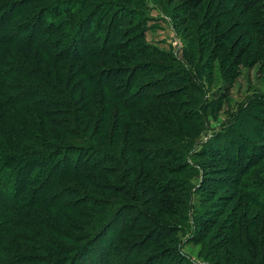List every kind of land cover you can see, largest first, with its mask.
Here are the masks:
<instances>
[{"label":"trees","instance_id":"1","mask_svg":"<svg viewBox=\"0 0 264 264\" xmlns=\"http://www.w3.org/2000/svg\"><path fill=\"white\" fill-rule=\"evenodd\" d=\"M10 1H16V3ZM45 1L49 0H0V252H23L21 254L23 259L18 260L20 256H16L12 260L13 264L33 263L28 260L32 255H36L35 251H31L34 248H37L36 251L38 249L46 250L44 242L53 248L47 256H54L58 250L61 253L60 259L76 253L77 256L86 251L88 247H102L100 257H104L109 250L128 253L131 251L130 249H133L132 241L138 239L141 232H144L142 231L144 225L154 226V218H147L143 211L140 213V210L135 208L137 205L131 208L132 212L129 215L125 216V213L121 211L119 200L96 204L98 202L92 197L69 198L81 195V191L77 187L69 185L70 190L61 194L64 199L60 200L59 198L58 205L56 204L55 207L80 222L64 216L60 218V222H54L52 225L51 222L47 223L41 214L33 211L35 209L33 207H43L44 205L38 204L39 199L34 198L36 193H39L40 196L43 194L40 192L42 189L36 190L42 184V186L51 187L58 181L77 177L78 180L81 179L79 182L82 184L81 190L83 188L95 192L100 190L113 193L115 191L112 189L113 184L107 187L105 185L118 182L120 177L118 176V166L121 167L125 164L126 168L121 175L127 179L126 183L128 184L119 187L120 190L116 193L127 199H132L133 194L128 188L135 187L139 192L138 182L143 179L149 180L150 183L142 190V193L150 194L152 201L156 202L161 192H171L170 189L161 191L156 186L158 184H154V175L159 177L161 173L169 172L172 169L179 173L180 170H176L179 165L174 166L171 163L174 162L173 160L179 161L187 147V144L183 142L187 141V137L181 134L180 128L186 125L192 126L193 134L197 136L199 128L202 127L206 118V116L203 117L202 110L206 108L204 105L210 104V102H207L202 90L203 85L199 82L200 74L195 70L196 77L187 70L190 68L193 71L195 68L192 66L194 58L189 47L181 59L171 54L169 61L172 63L163 60H156V63L154 62V57L157 59L155 53L160 59H163L160 55H164V53L155 52L156 50L154 51L147 45L142 38L144 35L142 32L137 35L123 36L126 31L123 30V33L122 31L117 33L116 43L113 41L114 35L109 39L104 37L100 44L103 46L96 49L97 46H94L95 36L101 27L93 26L94 22H98V19L95 18L99 16L100 22L108 19L105 13L102 14L103 4L101 1H80L79 6L87 5L88 9H92V7L94 9L91 13H87L88 15L85 14V17L82 16L83 8L78 9L81 12L73 13L71 22L60 20L59 17L66 13L70 14L74 6L55 7L56 0H52V5L47 7L43 5ZM107 1L109 5L111 2L113 5L116 4L119 10L117 11L122 13L116 19L118 25H121L125 20H132L134 11L127 7L129 0ZM199 2L200 0H197L196 4L190 3L187 6L195 10ZM9 3H11V7L18 5L20 8L11 16H6ZM34 3H41L44 8L37 6L36 11L30 17V25L27 24L26 19L13 25L12 22L15 19L33 11ZM250 3V0H235V4L243 7L242 13L252 9V7L248 8L249 5H252ZM97 4H100L99 8H96ZM211 16H215V14L208 18ZM213 19L216 18L213 17ZM25 24L29 27V31L23 34ZM19 25L23 26L19 27ZM36 27H39L38 32L35 31ZM206 29L208 30L209 27ZM14 33L16 36L13 35ZM49 34L58 35L56 36L57 44L55 45L52 41L55 51L51 45L44 43V39L50 37L47 36ZM228 35L221 34V40H226ZM107 40L110 43L105 48L104 43ZM261 41L264 45V40ZM71 48H73V52L70 51ZM94 49H96V53L92 54ZM124 50L125 52H122ZM92 55L112 63L115 67L111 66V68L114 69H118L113 62L114 59L124 62L118 66H122L125 72L107 73L106 68L102 69V67L87 72L86 66L90 65L87 59ZM138 63L143 65L136 68L141 73L138 78H134L135 82L132 80L135 75L129 70ZM233 67L236 69L235 61L227 66L225 71L228 73L223 72L226 78L227 76L229 79L235 77ZM126 75H130L128 84ZM147 79L155 81V83L143 87ZM155 87L167 91L163 92L165 98L157 99L158 94L151 95V92H148ZM146 101H151L153 106L151 110L144 108ZM114 102L117 105L111 111V103ZM199 103L201 105L197 112H192L193 114L191 110L185 108L188 104L198 106ZM216 104V102H212V107ZM216 107L219 109L220 105L218 104ZM137 108L142 110L141 114L136 110ZM167 108L174 111L176 116H169V118L167 114L171 115V112H167ZM133 110L135 116L132 120L127 117L125 111ZM215 110L213 109V111ZM143 112L150 114L152 123L158 124L154 122V117L163 118L166 116L172 121L171 125L169 122L158 124L163 130V134H156L151 127L145 124V120L136 119L141 117ZM110 114H113L111 120L112 125L118 129L116 132L120 134L122 132V145L118 148L120 153L109 151L105 146L103 147L92 140L94 137H98V139L103 137L105 129L101 126ZM236 115L237 120L234 128L231 129L233 125L226 128L227 130L231 129L230 135L220 136L221 134L218 133L214 143L219 147L216 149L222 154H226L222 146L225 149H235L233 154L232 152L228 153L236 158L232 159L230 156L231 159L227 158V160L229 159L230 163L235 161L234 164L239 166L238 175L244 176L256 164L255 161L251 162L254 155L264 153V102H249L245 107H239L236 110ZM142 124L147 129L141 132L135 127ZM98 125L99 127H96ZM79 127L85 130H78ZM257 132L260 138L255 136ZM255 137L259 141H255ZM113 140L115 141L116 138L110 139V141ZM115 143L118 142L115 141ZM157 144L161 147L160 154L157 156L153 155L148 158L143 154L146 152L145 148L138 149ZM256 149H259L258 153H256ZM79 150H81V154ZM108 151L113 156L109 155ZM73 153L78 154L76 156ZM83 154H85L84 157ZM247 155H250L249 162L242 159ZM137 160L140 161V170L143 169L140 172L146 171V174L140 180H133L131 177L137 168ZM162 160L163 162H160ZM19 172V175L16 174ZM90 174L94 177L93 181L88 178ZM261 174H264L262 165L258 168L255 167L247 176L258 177ZM121 180L123 181V179ZM237 181L234 189L240 193L241 197L250 201L249 191L254 190L250 189L248 184H239V180ZM11 186L13 189L9 190ZM66 187H62L61 190ZM61 190L59 189V193ZM25 198L27 201H22ZM81 198V204L87 209L79 208ZM30 205L34 206L28 208ZM105 205L108 208L113 207V216L108 218L110 214L108 208L97 211L99 207ZM89 207H92L94 211H88ZM120 212L121 217H124L126 221L129 217L128 219L134 220L136 223L140 221L142 223L129 224L124 232L118 234L115 216ZM138 214L140 216L136 217ZM27 219L31 223L26 227L21 221L25 222ZM32 226H37V228ZM29 227H32V236H28V238L24 231H27ZM150 230L152 232L147 241L150 242L149 246L151 247L167 238L171 233L168 230L166 236L154 239V229L151 227ZM49 233H52V236ZM3 235L13 238L16 250L3 248L2 243L6 242L2 240ZM102 238L104 239L102 246H97L98 241ZM42 242L43 244L40 246ZM19 248L22 249L18 251ZM23 249L25 250L23 251ZM46 251L43 253L46 254ZM173 252L176 253V247H173ZM45 256H42L43 259ZM157 256L152 257L151 261L145 262V264H157ZM137 259H139L137 255L130 256L125 264H137ZM42 262L48 263L45 259ZM101 262L104 261L101 260Z\"/></svg>","mask_w":264,"mask_h":264},{"label":"rangeland","instance_id":"2","mask_svg":"<svg viewBox=\"0 0 264 264\" xmlns=\"http://www.w3.org/2000/svg\"><path fill=\"white\" fill-rule=\"evenodd\" d=\"M53 1H45L43 5L49 7ZM80 1L82 0H56L55 7L65 8L67 6H74L72 12L61 15L59 17L60 20L71 22V15L73 13L83 11L82 16L85 17V14L93 11V7L92 9H88L87 5L83 7L79 6ZM99 1L103 4L102 14L105 13L108 19L100 22L99 16L95 18L98 19V22H94L93 26L97 25L98 28L101 27L97 30L95 36L96 43L94 46H97L96 49L103 46L100 44L104 37L105 39H109L110 36L114 35L113 41L116 43L117 33L120 31L123 33V30H126L123 36L137 35L139 32H142L144 34L142 38L147 45L152 47L154 51L156 50L155 52L164 53V55H160L163 59H160L155 53L157 59L154 57V62L156 63V60L172 63L169 61L171 54L181 59L183 53L189 47L190 53L194 58L192 66L195 68L193 71L190 68H187V70L196 77L197 74H194L196 71L200 74L201 80L199 82L203 85L202 90L207 98V102H210V104L204 105L206 108L202 112L204 113L203 117L206 116V118L202 127L199 128L197 136L193 134L192 126L186 125L180 128L182 130L181 134L187 137V141H183L187 144V147L181 158H179V161L173 160V163L170 162L171 165H179L176 168L177 171L180 170L179 173L174 172L172 169L169 172L161 173L159 177L154 175V184H158L156 186L161 191L170 189L171 192H161L156 202L152 201L150 194L146 195L142 193V190L150 183L149 180L143 179L138 182L137 188H140L139 192L136 191L135 187L128 188L133 194L132 199H127L116 193L120 190L119 187L128 184L126 183L127 179L121 175L122 171L126 168L124 164L121 167L118 166V176H120L117 180L118 182L105 185L107 187L113 184L112 189H115L113 193L111 191L105 192L100 190L95 192L83 188L81 190L82 184L79 183L81 179L79 178L78 180L77 177H70L66 180L58 181L51 187L42 186L43 184L40 185L36 191L42 189L40 192L43 194L40 196L39 193H36L34 194V198H38V204H44L43 207H33L35 203L28 206V208H35L33 211L41 214V217L47 220V223L51 222L50 224L54 225V222H60L61 217L67 216L65 211L56 209L55 205H58L59 198L60 200L64 199L61 197V194L66 190L69 191L70 188L68 186L70 185L74 188L77 187L81 191V195L78 197L70 196L69 198L92 197L98 202L96 204L111 203L114 200H119V205L122 207L121 211L125 213V216L129 215L132 212L131 208L137 205L135 208L140 210V213L144 212L147 218H154V226H151L154 229V239L159 236H166L169 230L171 233L167 238L159 241V243H155L152 247L149 246L150 242L147 240L152 230H150L151 227L149 225L145 224L142 230L144 232H141L142 238L138 236V239L132 241L131 247L133 249H130L131 251L128 253L125 251L112 252L111 250H107L108 253L104 257H100L102 247H88L89 249L87 248L86 251L77 256L76 253L62 259H60L61 253L58 250L54 256H47L53 248L44 242L47 251H41L42 249L36 251L37 248H34L33 251L30 250L31 252L35 251L34 254H36L28 258V260L33 262L30 264H45L42 262L44 259L47 260V264H125L130 256L136 255L139 258L136 261L137 264H145V262L151 261L152 257L157 255V264H264V211H260L264 210V174L258 177L247 176L251 174L255 167L258 168L260 165L264 167V153L254 155L251 162L255 161L256 164L253 168L249 169L248 173L240 176L237 173L239 166L234 164L236 162L230 163L229 159L227 160V158L231 159L230 156H232L228 152H232L233 154L235 149H225L222 146L227 155L222 154L216 149L219 147L214 143V139L217 137L216 134L219 133L221 134L220 136L224 134L226 136L230 135V130L234 128L237 120L236 110L239 107H245L252 101L264 102V45L261 43V40H264V0H250V4L252 5H249L248 8L252 7V9L244 11V13H242L243 7L235 4V0H200L197 8H194L195 10L188 8L187 5L193 4L197 0H129L127 7L134 11L132 20L135 19V21L125 20L121 25L116 23V19L122 15V13L118 12L117 5H113L112 2L109 5L107 0ZM10 2L16 3V1ZM9 5L6 9V16H11L20 8L18 5L11 7V3ZM37 6L42 9L44 8L41 6V3H34L31 13L15 19L12 24L23 22L26 19L27 24L30 25V17L36 11ZM99 7L100 4H97L96 8ZM80 8H83V10L78 11ZM212 14H215V16L208 18ZM213 17L216 19H213ZM27 24H25L26 27L23 30V34L29 31ZM22 26L19 25V27ZM64 26L67 25L64 24ZM207 27H209L208 30L206 29ZM38 28L36 27L35 31ZM221 34L230 35L226 37V40H221ZM47 36L50 37H46L44 43L52 47V41L55 45L57 44L56 36L58 35L49 34ZM109 43L108 40L105 41L104 47L107 48ZM96 49H94L92 54L96 53ZM53 51H55L54 47ZM70 51L73 52V48ZM122 52H125V50ZM87 61L90 64L86 66L85 70L87 72L101 67L102 69L106 68L107 73L125 72L122 66H118L124 62L117 59H114L113 62H115L114 64L117 65L116 68L118 69L111 68L113 66L112 63L100 60L96 55L90 56ZM233 61L236 63V69L233 67L236 75L229 79L226 74L227 79L223 72L228 73L225 70L229 64H233ZM141 65L143 64H135L129 70L135 75L132 78L135 82L136 79L134 78H138L141 73L136 68ZM126 77L128 84L130 75H126ZM148 80L150 79H147L143 87L155 83V81ZM148 92H151V95L158 94L156 98L162 99L165 98L163 94L167 91H162L160 87H155ZM150 102L146 101L144 104L145 109L151 110L153 108ZM212 102H216L217 104L212 107ZM218 104L220 105L219 109L216 107ZM116 105L115 102L111 103V111L116 108ZM199 105L201 103L198 106L188 104L185 108L186 110H191V113L193 111L197 112ZM213 109L216 110L213 111ZM136 110L141 114L142 110L140 108ZM155 110L157 109L155 108ZM166 110L167 112H171V115L167 114L168 117L176 116V113L172 112L171 109L167 108ZM125 112H127V117L133 120L135 116L134 110ZM112 116L113 114H110L101 126V128L105 129L103 137H99V139L98 137H94L92 140L103 147L105 146L109 151L120 153L118 148L122 145V132L121 134L116 132L118 129L115 125H112ZM168 117L165 116L163 119L156 116L154 117V122L158 124L169 122L170 124L172 121ZM136 119L145 120V124L151 127L154 133L163 134V130L160 129L158 124L150 122V114L143 112L141 117ZM96 127H99V125ZM230 127L232 128L226 129ZM135 128L137 130L140 129L141 132L147 129L143 124ZM78 130L85 129L82 127L80 129L79 127ZM223 131L224 133H222ZM257 135L255 136L259 137L258 132ZM256 137L255 141H259ZM113 138H116L115 141L118 143H115L114 140L110 141ZM180 144L184 145L181 142ZM144 148L146 152L143 154L148 158L160 154L159 149L161 147L158 144L151 145V147L150 145L139 147L138 149L142 150ZM79 151L81 154V150ZM109 151V155L113 156ZM255 151L258 153L259 149ZM73 154L77 156L78 153ZM85 154H83V157ZM247 157L245 156L242 159L249 162L250 155H247ZM234 158L236 156H232V159ZM154 160H157V158H154ZM139 162L137 160V168L132 173L131 178L133 180H140L146 174V171L140 172L143 169L140 170ZM160 162H163V160ZM164 162L168 163L167 161ZM16 174L19 175L20 172ZM88 178L92 181L94 179L91 174ZM237 180H239V184H248L249 188L254 190L252 192L249 191L250 201L241 197L240 193L234 189L238 182ZM64 186L67 187L61 190ZM11 189H13L12 186L11 188L9 187V190ZM59 189L61 190L60 193ZM30 191L32 194L31 189ZM58 194L60 195L58 196ZM82 198L79 200V208L87 209V207L81 204ZM22 201H27V199L25 198ZM107 208L106 205L101 206L97 211L99 212ZM108 210L110 211L109 218L111 215L113 216V207H109ZM88 211L93 212L94 209L89 207ZM118 215L115 216V226L117 225L116 232L118 234L122 231L124 232L129 224L142 223V221L136 223L134 220L128 219L129 217H127L126 221L124 217H121V212ZM139 216L140 214L136 217ZM67 217L73 221L80 222L71 216ZM21 222L26 227L31 223L28 219L25 222ZM32 227L37 228V226ZM32 227L24 231L27 237L32 236ZM49 234L52 236V233ZM2 240L6 241L2 243L4 249L16 250L12 237L3 235ZM103 240V238L100 239L97 246H102ZM42 244L43 242L40 243V246ZM173 247H176V253L173 252ZM21 249L19 248L18 251ZM44 251L47 253H43ZM22 253L0 252V264H13L12 260L16 256H20L18 260H22ZM43 255H46L44 259ZM100 258L104 262H101ZM5 261L8 262L6 263Z\"/></svg>","mask_w":264,"mask_h":264}]
</instances>
